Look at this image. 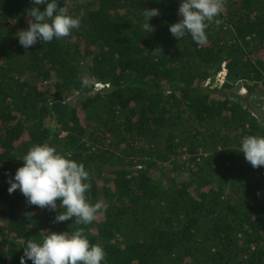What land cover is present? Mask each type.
I'll return each mask as SVG.
<instances>
[{
  "label": "trees",
  "instance_id": "16d2710c",
  "mask_svg": "<svg viewBox=\"0 0 264 264\" xmlns=\"http://www.w3.org/2000/svg\"><path fill=\"white\" fill-rule=\"evenodd\" d=\"M180 2L67 0L80 27L25 49L31 0H0V264L81 228L105 264H264V166L238 151L264 136V0H225L203 44L169 31ZM35 144L89 171L91 224L8 193Z\"/></svg>",
  "mask_w": 264,
  "mask_h": 264
},
{
  "label": "clouds",
  "instance_id": "9594fccd",
  "mask_svg": "<svg viewBox=\"0 0 264 264\" xmlns=\"http://www.w3.org/2000/svg\"><path fill=\"white\" fill-rule=\"evenodd\" d=\"M66 2L63 0V6H59L60 0H31L27 27L16 34L21 46L28 49L37 42L50 43L54 39L68 37L78 29L85 13L81 10L79 15L70 14L65 7ZM224 7L225 0H181L178 8L180 19L169 25V31L178 40L187 35L195 43L203 44L207 40L206 29L212 22L219 23L216 18ZM158 15L159 9L144 8L143 29L147 33L154 31L150 21ZM238 151L244 154L246 162L253 168L264 166V136H244ZM19 159L24 163L9 177L8 193L19 189L29 205L56 211L55 222L74 218L77 225L86 226L106 210L103 200L92 203L87 198L91 184L90 173L85 166L59 153L55 147L35 144ZM21 246L20 264H27L29 260L32 264H105L106 261L103 246L91 243L83 228L47 231L39 242L28 240Z\"/></svg>",
  "mask_w": 264,
  "mask_h": 264
},
{
  "label": "rangeland",
  "instance_id": "374dc122",
  "mask_svg": "<svg viewBox=\"0 0 264 264\" xmlns=\"http://www.w3.org/2000/svg\"><path fill=\"white\" fill-rule=\"evenodd\" d=\"M223 72H225V71H223ZM221 73V75L219 76V78H221L222 79V77H223V75L222 74H224V73ZM100 86V85H99ZM245 92H246V90L243 88V89H241V91H240V93L241 94H245Z\"/></svg>",
  "mask_w": 264,
  "mask_h": 264
},
{
  "label": "built area",
  "instance_id": "2783aa9c",
  "mask_svg": "<svg viewBox=\"0 0 264 264\" xmlns=\"http://www.w3.org/2000/svg\"><path fill=\"white\" fill-rule=\"evenodd\" d=\"M224 73V72H223ZM221 75V74H220ZM224 76V74H222ZM223 78V77H222ZM98 85L102 86V84L98 83Z\"/></svg>",
  "mask_w": 264,
  "mask_h": 264
}]
</instances>
